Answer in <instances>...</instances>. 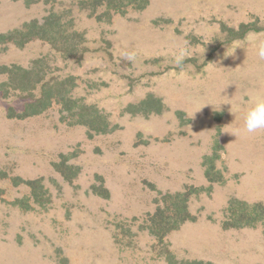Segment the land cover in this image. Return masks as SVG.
<instances>
[{
  "label": "rangeland",
  "instance_id": "rangeland-1",
  "mask_svg": "<svg viewBox=\"0 0 264 264\" xmlns=\"http://www.w3.org/2000/svg\"><path fill=\"white\" fill-rule=\"evenodd\" d=\"M93 1L0 0V35L57 13L83 37L70 58L38 38L0 43V85L5 67L41 60L47 78L75 76L73 97L110 127L70 124L57 103L19 117L29 98L3 85L0 264H264L263 222L224 227L234 200L264 205V130L243 131L250 96H264V0H150L109 14ZM36 179L48 192L35 199ZM178 191L195 220L161 241L151 217Z\"/></svg>",
  "mask_w": 264,
  "mask_h": 264
},
{
  "label": "trees",
  "instance_id": "trees-1",
  "mask_svg": "<svg viewBox=\"0 0 264 264\" xmlns=\"http://www.w3.org/2000/svg\"><path fill=\"white\" fill-rule=\"evenodd\" d=\"M150 0H95L97 5L105 6L108 14L111 10L123 12L125 3L136 5L139 9L147 6ZM85 2V1H83ZM64 16L53 13L44 18L43 22L32 20L26 22L20 28L0 35V43L14 42L18 46L34 38L42 39L50 43L65 58L75 56L81 51L82 34L71 30L69 22H64ZM37 60L33 67L25 68L20 65H11L5 67L4 72L9 74V84L14 89L20 91L29 101L25 104L23 113L19 117H27L34 114H40L50 108L54 103L61 105L63 117L69 119L70 124H83L96 133H105L110 130L109 122L97 110L91 111L89 106L82 103L81 99L74 98L73 89L77 86L76 77L69 75L66 77H46L44 68L38 69ZM40 87L39 95L34 93L36 88ZM6 92V91H5ZM145 102V101H143ZM61 165V164H60ZM55 167L62 172L67 180H71L77 175L74 171L69 175L74 167L67 165V170H63L58 164ZM210 178V170L207 171ZM211 179V178H210ZM212 180V179H211ZM26 183L32 189V196L36 199L39 194L48 192L41 179L29 180ZM40 191L41 193H37ZM190 195L187 192L178 191L168 193L163 197V206H159L155 214L151 217L149 225L150 232L159 240H163L166 235L178 229L183 223L195 220V216L189 209ZM258 222L264 224V205L262 203H248L242 200H234L231 207V215L225 220L224 227L252 226ZM202 264L201 262H191L189 264Z\"/></svg>",
  "mask_w": 264,
  "mask_h": 264
},
{
  "label": "clouds",
  "instance_id": "clouds-1",
  "mask_svg": "<svg viewBox=\"0 0 264 264\" xmlns=\"http://www.w3.org/2000/svg\"><path fill=\"white\" fill-rule=\"evenodd\" d=\"M256 54L261 59H264V43H262L258 46ZM226 55H228V54L226 53ZM122 58L124 60H127V61H133L135 57H134L133 53H125V54H123ZM179 60H180V58L177 59L178 63H179ZM224 104H230L231 105V108L229 109V111L231 114L234 115V117L236 119V113L233 111L232 103L229 102V103H224ZM224 104H222V105H224ZM249 104L251 106L248 108L246 115H245L243 131H246L249 134H253V133H256L260 130H264V96H262V95L250 96ZM196 113L193 114V118H194ZM239 131L240 130L237 129L236 132H231V134L236 135L237 132H239Z\"/></svg>",
  "mask_w": 264,
  "mask_h": 264
}]
</instances>
